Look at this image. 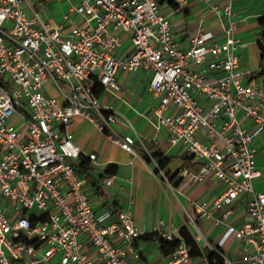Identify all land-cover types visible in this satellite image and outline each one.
I'll return each instance as SVG.
<instances>
[{
	"label": "built area",
	"instance_id": "1",
	"mask_svg": "<svg viewBox=\"0 0 264 264\" xmlns=\"http://www.w3.org/2000/svg\"><path fill=\"white\" fill-rule=\"evenodd\" d=\"M64 1L66 21L53 25L31 0H0V264H130L142 236L134 199L115 212L95 208L89 180L79 168L84 150L72 132L74 119L83 117L122 149L135 152L137 136L114 128L120 114L95 93L120 91L119 69L150 72L154 126L166 128L172 146L183 144L201 161L198 171H185L190 180L216 178L226 184L211 208L193 202L195 211L185 222L193 239L219 254L223 264H234L220 248L234 235L253 247L246 264H264V192L254 185L261 175L254 142L264 135V88L243 81L235 0H224L221 8L229 22L226 40L216 41L202 23L186 49L176 41L162 0ZM170 1L177 10L192 1L220 9L214 0ZM125 35L133 50L120 56ZM104 184L111 187L114 179L106 177ZM241 194L252 195L251 221L237 228L226 223L231 211L225 212L216 223L227 224L226 231L213 245L199 216L214 217ZM164 225L160 222L156 232L175 240L161 230ZM180 240L166 264L192 261L191 247Z\"/></svg>",
	"mask_w": 264,
	"mask_h": 264
},
{
	"label": "crops",
	"instance_id": "2",
	"mask_svg": "<svg viewBox=\"0 0 264 264\" xmlns=\"http://www.w3.org/2000/svg\"><path fill=\"white\" fill-rule=\"evenodd\" d=\"M35 9L44 20L53 25L63 24L66 14L64 0L63 11L51 15L48 6L54 0H31ZM224 0H214L219 10L214 11L203 1H192L182 10H177L170 0H163L162 8L170 15L176 41L181 48H188L191 39L197 34L199 25L204 24L215 33L216 41L226 40L224 26L229 22L223 17ZM27 14L33 10L28 1L23 2ZM234 21L235 36L239 39L238 55L241 67L245 71L244 82H252L264 88V74L261 73L260 40L263 38L259 18L264 16V0H235ZM42 14L44 16H42ZM79 18H73V21ZM71 20V23H74ZM70 25L67 24V29ZM133 45L130 35L123 37V43L117 53L125 56L131 53ZM121 90L112 92L103 90L99 95L104 104H112L118 111L119 118L114 128L124 134L137 136L134 143L135 152H128L114 143L106 133L83 117H77L72 124V132L76 142L83 148V161L86 170L82 171L89 180L88 189L92 193V201L98 211L111 209L114 212L126 208L134 199L133 209L138 229L142 236L135 244L136 253L130 255V264H166L172 254L166 255L156 239L143 236L156 232L160 222H164L163 232L172 234L175 239L182 237L181 229L185 227L188 213H193V202H206L211 208L214 200L226 189V184L213 178L205 182H193L188 173L201 168V161L185 150L183 144L172 146L166 128L154 126L153 108L156 105L149 89L151 74L145 69L134 72L119 69L116 75ZM98 89V90H100ZM249 129H252L248 125ZM254 146L257 148L256 166L261 175L255 179V190L264 192V135H259ZM90 154H96L97 160H89ZM159 156V157H156ZM169 158V164L160 169L155 161ZM117 166L115 173L106 174L111 166ZM106 177L114 179V185L104 184ZM251 194H241L232 205L215 212L214 217L199 216V226L208 240L218 246L227 224L237 228L250 222L247 203ZM227 211H231L224 226L217 224ZM221 250L234 261V264H246L244 257L253 251V247L234 235H230L220 246ZM189 264H210L204 256H193Z\"/></svg>",
	"mask_w": 264,
	"mask_h": 264
},
{
	"label": "trees",
	"instance_id": "3",
	"mask_svg": "<svg viewBox=\"0 0 264 264\" xmlns=\"http://www.w3.org/2000/svg\"><path fill=\"white\" fill-rule=\"evenodd\" d=\"M162 2L163 0L161 1V3ZM259 25L261 27L262 36L264 38V16L259 18ZM259 44H260V49H261V56H260L261 73L264 74V44L261 42ZM102 92L103 90L101 89L100 90L95 89V93L98 96L101 95ZM156 157H159V156H156ZM169 162H170L169 158H162L159 161V168L164 169L169 164ZM79 168L81 171L86 170V165L83 161L80 162ZM116 170H117V166L111 165L105 173L112 174V173H115ZM181 234L184 240L186 241V243L191 247L190 255L192 257L193 256H205L208 259L210 264H223V260L219 254L209 250L208 248H204V249L201 248L199 244L193 239V237L191 236V234L188 232V230L185 227L181 229ZM143 237L146 239L158 240L161 244L162 251L166 255L172 254L178 248L181 242L180 239L169 241L166 238L162 237L158 232L149 233V234L144 235Z\"/></svg>",
	"mask_w": 264,
	"mask_h": 264
},
{
	"label": "rangeland",
	"instance_id": "4",
	"mask_svg": "<svg viewBox=\"0 0 264 264\" xmlns=\"http://www.w3.org/2000/svg\"><path fill=\"white\" fill-rule=\"evenodd\" d=\"M48 10L50 11L51 15H58L59 13H61L63 11V4L60 1H56L54 0L50 6H48ZM42 16H44L42 14ZM54 95L57 96V92L53 91L52 92Z\"/></svg>",
	"mask_w": 264,
	"mask_h": 264
}]
</instances>
